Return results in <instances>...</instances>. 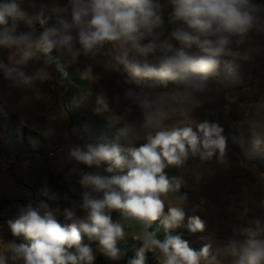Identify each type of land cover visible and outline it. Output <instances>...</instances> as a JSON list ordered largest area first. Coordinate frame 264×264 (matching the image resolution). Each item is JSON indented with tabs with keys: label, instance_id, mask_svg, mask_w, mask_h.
<instances>
[{
	"label": "clouds",
	"instance_id": "9594fccd",
	"mask_svg": "<svg viewBox=\"0 0 264 264\" xmlns=\"http://www.w3.org/2000/svg\"><path fill=\"white\" fill-rule=\"evenodd\" d=\"M169 3L172 12L168 23L176 27L169 38L161 39L166 5L160 0H68V6L55 9L52 26L42 14L29 17L17 0H0V46L14 49L19 55V59L10 58L11 66L0 61L6 80L14 87H31L36 80L49 79L43 69L33 74L23 70L22 66H27L37 52L57 50L71 63L83 56L113 71L124 65L132 75L131 82L141 88L139 93L127 90L126 96L139 106L143 120L139 128L129 125L122 134L146 141L139 147L124 148L101 138L95 145L88 144L86 150L72 147L70 157L77 162L88 167L107 162V172L126 170V174H84L80 183L91 191L84 193L79 207L86 215L77 216L76 206L65 208L63 216L71 222L66 225L46 210V204L19 208L18 217L7 225L11 235L22 241L0 242V264H94L95 252L89 244L82 243V233L89 241H97L106 257L118 261L124 255L117 243L125 236V224H139L148 233L146 237L134 236L142 246L127 264H145V253L154 249L159 253L160 264H264V222L260 219H255L252 227L234 229L226 243L208 238L199 251L191 248L180 234H166L161 240L156 232L148 231L156 221L166 230L179 227L186 215L187 197L177 195L181 180L170 179L166 168L181 167L189 158H199L201 163L213 158L227 162L228 138L224 128L208 120L185 123L175 104L198 102V94L210 91L208 78L218 74L223 57L248 59L247 52H233L232 44H244L249 34H264V4L254 0ZM34 20L43 29L38 35ZM20 21L30 31L18 32ZM82 78L94 81L99 77L93 75L89 65ZM170 83L176 89L158 90L168 89ZM98 102L107 110L103 95ZM251 134L252 146L258 149L264 142V122L252 121ZM232 140L236 142V137ZM170 193L176 195L178 204L170 205L165 213L161 197L167 198ZM113 210L120 212L124 223L112 220ZM187 228L196 233L203 231L205 224L198 216H192Z\"/></svg>",
	"mask_w": 264,
	"mask_h": 264
},
{
	"label": "rangeland",
	"instance_id": "374dc122",
	"mask_svg": "<svg viewBox=\"0 0 264 264\" xmlns=\"http://www.w3.org/2000/svg\"><path fill=\"white\" fill-rule=\"evenodd\" d=\"M160 2L166 5L163 10L164 36L161 37L166 39L176 25L168 23L172 12L169 0ZM254 2L264 4V0ZM17 3L29 17L42 14L48 20V26L55 23V9L68 6V0H17ZM33 26L37 35L43 30L38 21L34 20ZM17 31L30 29L20 21ZM172 43L180 47L177 41L172 40ZM232 49L242 54L247 52L248 59L235 55L223 57L218 74L208 78V93L198 94V102L175 104L185 123L208 120L224 128V135L228 138L227 162L220 163L213 158L201 163L199 158H189L181 167L166 168L170 179L181 180L177 195L187 197L186 215L179 227L166 230L156 221L150 226L153 230L148 228L161 240L166 234H180L196 251L208 238L226 243L233 236L234 229L252 227L255 219L264 222V142L258 149L251 143L252 121L264 122V34H249L244 44L237 46L233 43ZM191 51L195 53L196 49ZM10 58L19 59V55L14 49L0 46V61L11 66ZM89 65L98 79L82 78V88L66 82L68 72L63 74L65 69L70 67L83 77ZM22 67L27 74L43 69L49 79L36 80L31 87H14L0 71V242L3 243L22 241V238L11 235L7 225L9 220L18 217L19 208L28 204L34 207L46 204V210L52 211L58 222L66 225L71 222L63 216L65 208L76 206L77 216L83 218L86 215L79 207L84 193L91 191L80 183L84 174H126V170L107 172V162H101L98 167L77 162L70 157L72 147L86 150L88 144L95 145L101 138L124 148L139 147L146 142L122 134V129L129 125L139 128L143 120L139 106L126 96L127 90L139 93L141 88L131 82L132 75L124 65H120L119 71H113L83 56L71 63L67 56L53 50L47 54L37 52L27 66ZM176 87L158 90H174ZM102 95L106 98L107 110L98 102ZM233 136L236 142H233ZM53 195L57 199H52ZM161 198L165 213L170 205L178 204L175 194ZM192 216H198L204 222L203 231L189 232L187 225ZM113 221L124 223L117 216H113ZM147 235L141 225L125 224V236L118 241L117 247L126 248L127 261L135 258L142 246L134 236ZM237 238L242 240L245 237ZM82 243L93 248L94 264H127L125 255L118 261L106 257L98 242L89 241L83 233ZM0 251H3L2 244ZM145 264H160L157 250L145 253Z\"/></svg>",
	"mask_w": 264,
	"mask_h": 264
},
{
	"label": "trees",
	"instance_id": "16d2710c",
	"mask_svg": "<svg viewBox=\"0 0 264 264\" xmlns=\"http://www.w3.org/2000/svg\"><path fill=\"white\" fill-rule=\"evenodd\" d=\"M69 70V71H67ZM56 72V71H55ZM68 72V78L67 81L68 83H71L74 87L76 88H82L83 87V81H82V76L80 74H78L77 72L73 71L70 67H68L67 69H65L63 74H66ZM175 84L170 83L168 86H174ZM111 217L113 220V216H117V217H121V214L119 211L117 210H113L111 213ZM150 230H153L152 227H150ZM119 249L122 251V253H124L125 257H126V261H127V253H126V248L125 247H119Z\"/></svg>",
	"mask_w": 264,
	"mask_h": 264
},
{
	"label": "built area",
	"instance_id": "2783aa9c",
	"mask_svg": "<svg viewBox=\"0 0 264 264\" xmlns=\"http://www.w3.org/2000/svg\"><path fill=\"white\" fill-rule=\"evenodd\" d=\"M59 150H56V152H58Z\"/></svg>",
	"mask_w": 264,
	"mask_h": 264
}]
</instances>
